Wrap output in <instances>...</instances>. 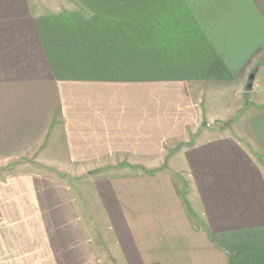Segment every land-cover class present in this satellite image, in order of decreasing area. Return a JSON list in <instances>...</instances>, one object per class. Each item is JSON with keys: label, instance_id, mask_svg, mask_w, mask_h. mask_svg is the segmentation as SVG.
<instances>
[{"label": "crops", "instance_id": "1", "mask_svg": "<svg viewBox=\"0 0 264 264\" xmlns=\"http://www.w3.org/2000/svg\"><path fill=\"white\" fill-rule=\"evenodd\" d=\"M44 5L0 0V264H264V102L204 111L264 80V0Z\"/></svg>", "mask_w": 264, "mask_h": 264}, {"label": "rangeland", "instance_id": "2", "mask_svg": "<svg viewBox=\"0 0 264 264\" xmlns=\"http://www.w3.org/2000/svg\"><path fill=\"white\" fill-rule=\"evenodd\" d=\"M60 0H42V4L45 6L53 7L54 4H58ZM263 77V74H262ZM211 91V90H209ZM230 93V92H229ZM232 95V93H230ZM227 98V97H226ZM207 99H210L209 93L207 94ZM256 102H264V80H260L258 84V89L253 93H241L239 96L237 95V100H205L204 103V111L209 115L208 121L210 122L208 125L210 129L218 130V127L225 128V133H237V129H243L245 126L242 121L247 117V111H249V107L251 103ZM216 120V121H214ZM220 121V122H219ZM226 124V125H225ZM210 132L209 128H205L202 133L208 134ZM47 154L49 151L46 152ZM51 153V152H50ZM174 180H176V184L179 183L178 177L179 174L174 172L170 173ZM185 176L184 174L180 175V177ZM86 201V199H85ZM80 206L83 207L82 199H79ZM79 221L83 224L85 228L90 229L89 235L94 236L96 245L107 244L109 234L105 232L103 228V224L105 221L104 218L100 217L97 213H80ZM99 246V245H98ZM102 255L99 257L102 260V264H119V261L116 260L114 262L115 254H112V258H110V254L108 251L102 250ZM106 257H105V256ZM109 257V258H107Z\"/></svg>", "mask_w": 264, "mask_h": 264}, {"label": "water", "instance_id": "3", "mask_svg": "<svg viewBox=\"0 0 264 264\" xmlns=\"http://www.w3.org/2000/svg\"><path fill=\"white\" fill-rule=\"evenodd\" d=\"M253 82H254V76L251 75V76H249V78H248V80L246 82V88L248 90H250L252 88Z\"/></svg>", "mask_w": 264, "mask_h": 264}]
</instances>
